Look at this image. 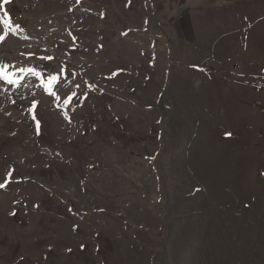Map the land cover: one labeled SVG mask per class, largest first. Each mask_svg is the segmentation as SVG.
<instances>
[{
  "label": "rangeland",
  "instance_id": "obj_1",
  "mask_svg": "<svg viewBox=\"0 0 264 264\" xmlns=\"http://www.w3.org/2000/svg\"><path fill=\"white\" fill-rule=\"evenodd\" d=\"M0 37V264H264V0H0Z\"/></svg>",
  "mask_w": 264,
  "mask_h": 264
},
{
  "label": "snow or ice",
  "instance_id": "obj_2",
  "mask_svg": "<svg viewBox=\"0 0 264 264\" xmlns=\"http://www.w3.org/2000/svg\"><path fill=\"white\" fill-rule=\"evenodd\" d=\"M2 40H3V37H0V41H2ZM7 67L8 66L0 65V78H3L4 80H6L9 84H13V83L18 84L19 79L16 77V74L15 73H8L6 71ZM18 71L20 73H23V74H32V75H35L37 77L41 76V73L35 71V69H33V68H20ZM58 82H59V76L53 75V76H50L49 80L47 81L46 86L50 87L53 84L58 83ZM69 101H70V97L68 98V101H66V102H69ZM228 135H231V134L229 133ZM4 186L5 185L0 184V187H4Z\"/></svg>",
  "mask_w": 264,
  "mask_h": 264
}]
</instances>
